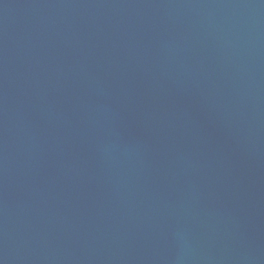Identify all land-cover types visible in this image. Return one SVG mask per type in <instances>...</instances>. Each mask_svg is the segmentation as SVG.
I'll return each instance as SVG.
<instances>
[{
    "label": "water",
    "instance_id": "1",
    "mask_svg": "<svg viewBox=\"0 0 264 264\" xmlns=\"http://www.w3.org/2000/svg\"><path fill=\"white\" fill-rule=\"evenodd\" d=\"M0 264H264V0H0Z\"/></svg>",
    "mask_w": 264,
    "mask_h": 264
}]
</instances>
